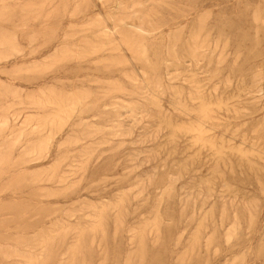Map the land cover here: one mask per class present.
Returning a JSON list of instances; mask_svg holds the SVG:
<instances>
[{
  "label": "rangeland",
  "instance_id": "374dc122",
  "mask_svg": "<svg viewBox=\"0 0 264 264\" xmlns=\"http://www.w3.org/2000/svg\"><path fill=\"white\" fill-rule=\"evenodd\" d=\"M5 7L0 264H264V0Z\"/></svg>",
  "mask_w": 264,
  "mask_h": 264
},
{
  "label": "bare ground",
  "instance_id": "6f19581e",
  "mask_svg": "<svg viewBox=\"0 0 264 264\" xmlns=\"http://www.w3.org/2000/svg\"><path fill=\"white\" fill-rule=\"evenodd\" d=\"M5 1L6 0H0V4H1V8H0V13H2L4 10H6L5 8ZM116 1V0H115ZM121 2L116 3V5H120ZM27 6V5H26ZM29 14V13H28ZM106 17V16H105ZM100 18V17H99ZM255 19L257 20V17L255 16ZM116 21L118 23H124L125 20L122 18H118L116 19ZM131 22L128 23L126 22L125 24L131 28H133V33L127 32L124 35H122V42L121 44L126 46L134 55H143L144 51H145V40H146V36H148L149 33L153 32L154 29L152 27L149 26V28L144 29L141 26V22H142V17L139 16H132ZM90 27V26H89ZM111 31V30H110ZM136 32V34H135ZM6 36V35H5ZM209 36V35H208ZM197 38L198 35L194 34L192 36V42L188 43L185 45V47L187 48L186 52L188 54V56H196L197 55V50L199 47H201L202 45L197 44ZM207 39V37H206ZM119 44V43H118ZM83 45V44H82ZM204 45V44H203ZM92 49V48H90ZM95 50V48H93ZM92 52V51H90ZM255 82V87H258L259 82H261V80H258V78L254 81ZM261 89V88H260ZM15 93V92H14ZM16 94V93H15ZM178 94V93H177ZM155 96V95H154ZM201 109H202V114L204 116H206L205 112L203 111L204 107H202L201 105ZM60 114V113H59ZM58 114V115H59ZM143 114V113H142ZM53 115H57L56 113ZM53 115L51 116V118H53ZM57 115V116H58ZM55 117V116H54ZM48 118H50V116H48ZM57 118V117H56ZM32 119V118H31ZM54 119V118H53ZM51 119V120H53ZM50 120V121H51ZM26 121V120H25ZM45 122V121H44ZM46 123V122H45ZM44 123V124H45ZM50 123V122H49ZM53 123V122H51ZM50 123V124H51ZM43 124V123H42ZM43 124V125H44ZM47 124V123H46ZM49 124V125H50ZM20 125V124H19ZM21 126V125H20ZM25 126V125H23ZM29 127V126H28ZM37 127V126H36ZM39 129V128H38ZM33 131V130H32ZM36 131V130H35ZM193 131H197V133H200L197 129H194ZM21 133V132H20ZM14 136V135H13ZM19 139V138H18ZM198 140H200V138H198ZM19 141V140H18ZM110 143V142H109ZM82 206V205H81ZM90 229V228H89Z\"/></svg>",
  "mask_w": 264,
  "mask_h": 264
}]
</instances>
